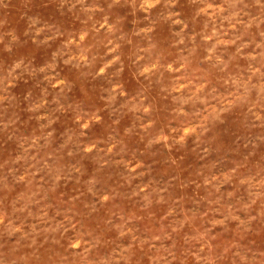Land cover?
Returning <instances> with one entry per match:
<instances>
[{
  "label": "rangeland",
  "instance_id": "rangeland-1",
  "mask_svg": "<svg viewBox=\"0 0 264 264\" xmlns=\"http://www.w3.org/2000/svg\"><path fill=\"white\" fill-rule=\"evenodd\" d=\"M0 264H264V0H0Z\"/></svg>",
  "mask_w": 264,
  "mask_h": 264
}]
</instances>
